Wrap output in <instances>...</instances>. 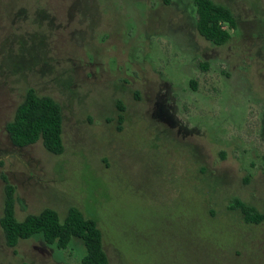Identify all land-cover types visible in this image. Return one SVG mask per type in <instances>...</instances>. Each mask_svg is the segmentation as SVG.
Returning <instances> with one entry per match:
<instances>
[{
    "label": "rangeland",
    "instance_id": "374dc122",
    "mask_svg": "<svg viewBox=\"0 0 264 264\" xmlns=\"http://www.w3.org/2000/svg\"><path fill=\"white\" fill-rule=\"evenodd\" d=\"M212 1L238 20L225 46L200 37L194 0H0V219L4 174L19 221L76 207L109 264H264V222L230 209L264 214V0ZM29 88L62 108V155L9 139ZM84 254L9 248L0 227V264Z\"/></svg>",
    "mask_w": 264,
    "mask_h": 264
},
{
    "label": "trees",
    "instance_id": "16d2710c",
    "mask_svg": "<svg viewBox=\"0 0 264 264\" xmlns=\"http://www.w3.org/2000/svg\"><path fill=\"white\" fill-rule=\"evenodd\" d=\"M194 5L196 30L200 37L215 46L228 44L232 32L238 28V20L232 10L212 0H194ZM118 110L120 113L124 111L121 103L118 104ZM119 121H123L121 114ZM6 132L12 145L17 148L41 142L50 154L59 156L65 151L61 106L49 96H39L33 88L27 90L13 119L7 123ZM1 179L4 183V209L0 227L7 247L15 248L20 241L42 235L47 245L64 250L73 239H77L85 247L80 264H109L103 234L94 219L86 217L78 208L70 207L64 220H61L57 211L46 208L39 214H29L19 221L15 213L16 188L6 175L2 174ZM230 209L239 210L246 224L259 225L264 222V214L238 199Z\"/></svg>",
    "mask_w": 264,
    "mask_h": 264
}]
</instances>
